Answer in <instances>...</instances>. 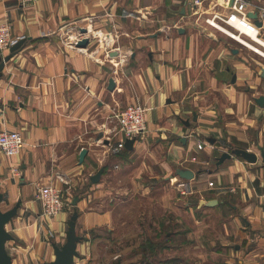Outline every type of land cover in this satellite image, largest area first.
Returning a JSON list of instances; mask_svg holds the SVG:
<instances>
[{
  "label": "crops",
  "instance_id": "0c3cea01",
  "mask_svg": "<svg viewBox=\"0 0 264 264\" xmlns=\"http://www.w3.org/2000/svg\"><path fill=\"white\" fill-rule=\"evenodd\" d=\"M191 8L189 0H0V23L24 36L0 79V130L24 138L18 155L0 154L1 203L23 206L9 230L32 249L30 263L52 261L54 244L66 239V211L46 220L53 239L33 223L42 209L37 185L61 173L87 186L77 203L80 254L89 230L112 220L109 188L118 174L121 196L155 197L166 210L183 209L177 220L183 227L195 222L194 230L182 231L198 238L196 249L204 248L197 264H264V107L255 100L264 95V58ZM87 27L89 45L72 46L69 36ZM130 103L146 106L147 131L132 150L115 145L112 153L106 131L116 124L113 114ZM232 148L254 151L258 159L233 156L218 165ZM143 152L152 157L144 168ZM178 169L192 170L193 178H182ZM211 200L217 203L207 205ZM17 252L12 264H28Z\"/></svg>",
  "mask_w": 264,
  "mask_h": 264
},
{
  "label": "rangeland",
  "instance_id": "374dc122",
  "mask_svg": "<svg viewBox=\"0 0 264 264\" xmlns=\"http://www.w3.org/2000/svg\"><path fill=\"white\" fill-rule=\"evenodd\" d=\"M98 38L103 39L104 35H101ZM104 41H99V43L105 44L106 46L107 44ZM109 45L113 46L112 44ZM245 50L247 52L249 51L252 56L256 58L260 57L262 59V57L258 54L248 49ZM154 145L155 143L153 142L151 146ZM113 150L111 149L110 152L114 153ZM138 156L142 159L143 168L146 165L145 163L148 162L150 158L152 160V157L145 152L139 154ZM51 176L54 180H57L58 177H65V179L69 180L71 184L64 185V187L69 186L70 193L65 209L52 217H41L39 215L37 216V221L33 222L35 223L34 230L36 228L38 233L41 234L45 232L48 239H53L55 232L51 227L46 226V220L55 218L62 212L66 211L68 213L66 219L67 222L65 223V228L67 230L71 215L75 209L78 210L77 205L73 206L72 204L73 199L75 196L80 197L87 190L86 185L82 187L81 184L75 182L76 180L74 177L72 178L68 174L54 173L51 174ZM118 178V174L112 177V184L109 188L111 194L109 201L113 212L112 220L107 227L93 228L89 230L86 236V240L89 245L86 246L87 248H85V252L83 254L76 257L79 259L77 260V263L197 264L199 251L203 252L204 248L196 249L195 244L199 243L198 238L194 236L193 238H187L182 231L185 230L184 228L194 230L195 227L193 223L195 224V222H190L188 225L184 222V226L186 227H183V224L177 221L178 218L182 217V213L184 212L183 209L179 206L181 209L178 208L180 210H177V208H175L177 211L166 210L158 202L155 203V197L152 198L154 200L153 201L152 199L144 196L136 199H130L127 195L121 196V193L118 190ZM0 207L2 210L6 211L12 208L13 204H7L4 202L0 204ZM22 207L23 206H20L19 209ZM18 216L19 210L17 215L9 222H14ZM9 222L6 225V228L14 237L12 232L13 230H9L10 228L12 229ZM170 233H173V235H169ZM16 244L18 247H16ZM25 247L26 246L24 244L15 242V237L6 243V248L10 255L18 254L17 251L19 250L20 254H22L21 257L23 261L28 262V264H34L30 263V251L32 249ZM207 256L212 258L210 254H207ZM42 260V258L37 260L38 264H42ZM205 264H212V262L207 261Z\"/></svg>",
  "mask_w": 264,
  "mask_h": 264
},
{
  "label": "built area",
  "instance_id": "2783aa9c",
  "mask_svg": "<svg viewBox=\"0 0 264 264\" xmlns=\"http://www.w3.org/2000/svg\"><path fill=\"white\" fill-rule=\"evenodd\" d=\"M22 4L33 3L39 0H20ZM191 3V14L198 18H203L206 25L214 30L226 35L237 42L242 47L258 54L264 58V4H255L249 0H223L213 2L211 0H189ZM225 1L227 4H225ZM208 2L207 7H205ZM224 8L225 12L219 10ZM250 13L256 14V17L250 16ZM92 23L93 18H87ZM260 22V25L258 24ZM87 33L80 29L69 36V43L76 47L79 40L84 37L90 39V28H86ZM242 36L240 40L236 37ZM24 36H15L12 27L8 23H0V55L10 50V48ZM262 40V41H260ZM257 46L262 49L258 51ZM78 47V46H77ZM109 51L107 52V54ZM147 108L142 103H130L113 114L115 126L107 130L108 146L113 149L116 145L119 149H124L126 141L134 139V144L146 133ZM119 137L117 138V136ZM117 139V140H115ZM116 141V142H115ZM24 145V138L19 131L0 130V154L8 157L18 155ZM199 149L203 144H198ZM195 159V157H193ZM64 183V184H63ZM69 180L65 177H58L57 180L50 179L49 182L37 185L36 199L42 206L41 217H52L63 211L69 198ZM213 186V182H209ZM68 196V197H67Z\"/></svg>",
  "mask_w": 264,
  "mask_h": 264
},
{
  "label": "water",
  "instance_id": "95a60500",
  "mask_svg": "<svg viewBox=\"0 0 264 264\" xmlns=\"http://www.w3.org/2000/svg\"><path fill=\"white\" fill-rule=\"evenodd\" d=\"M250 16L256 17V14L250 13ZM260 25V22H258ZM83 33H87L86 28H82L81 30ZM19 40L15 43L9 50V54L5 56L0 55V79L3 76V70L7 61H9L21 48L23 45V41ZM90 43L89 37H84L78 41V47H87ZM118 52H112L111 55H118ZM115 81L113 78L109 79L108 88L113 90L115 88ZM256 102L264 107V95L257 97ZM134 139H130L126 141L125 147L128 150H132L134 146ZM262 159L264 161V150H262ZM87 154V149L83 148L80 153V161H83L85 155ZM233 156L244 158L248 162H256L258 159V155L254 151H249L242 148H232L229 152L225 151L218 157L217 164H222L226 159H230ZM104 168H100L98 172L91 176V181L93 183H97L100 181L101 176L103 174ZM177 174L185 179H191L194 176V172L190 169H178ZM4 199V194L0 192V204ZM79 200V196H75L73 199V206H76ZM205 201L202 200L201 204ZM207 205H215L217 203L216 200H211L206 202ZM21 205V202L18 201L12 208L4 211L0 207V264H12V257L8 253L6 248L7 241L13 239V235L7 230L6 225L7 223L17 215L18 209ZM79 217L78 210L75 209L73 214L71 215L69 226L66 232V241L61 246L54 244V251H55V258L52 261L47 262L46 264H74L75 258L79 257L80 253L78 251V243L82 240V236L77 233V220Z\"/></svg>",
  "mask_w": 264,
  "mask_h": 264
},
{
  "label": "bare ground",
  "instance_id": "6f19581e",
  "mask_svg": "<svg viewBox=\"0 0 264 264\" xmlns=\"http://www.w3.org/2000/svg\"><path fill=\"white\" fill-rule=\"evenodd\" d=\"M236 37L237 38H239L240 40H242L243 39V37L242 36H238V35H236ZM242 38V39H241ZM104 39L106 40V42H111L112 41V39L111 38H107V37H104ZM257 47V46H256ZM258 51H259V49H258ZM260 51H262V50H260Z\"/></svg>",
  "mask_w": 264,
  "mask_h": 264
},
{
  "label": "trees",
  "instance_id": "16d2710c",
  "mask_svg": "<svg viewBox=\"0 0 264 264\" xmlns=\"http://www.w3.org/2000/svg\"><path fill=\"white\" fill-rule=\"evenodd\" d=\"M122 150H125V151H128V149L125 147L124 149H122ZM130 151V150H129Z\"/></svg>",
  "mask_w": 264,
  "mask_h": 264
}]
</instances>
